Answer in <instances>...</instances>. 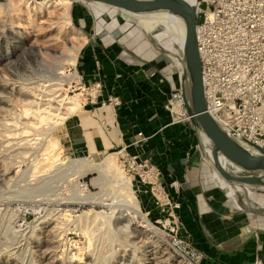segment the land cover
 Instances as JSON below:
<instances>
[{"label":"rangeland","instance_id":"374dc122","mask_svg":"<svg viewBox=\"0 0 264 264\" xmlns=\"http://www.w3.org/2000/svg\"><path fill=\"white\" fill-rule=\"evenodd\" d=\"M80 3L0 0V264H186L165 244L168 227L129 208L153 220L135 180L134 200L126 195L116 149L75 154L60 144L86 98Z\"/></svg>","mask_w":264,"mask_h":264},{"label":"crops","instance_id":"0c3cea01","mask_svg":"<svg viewBox=\"0 0 264 264\" xmlns=\"http://www.w3.org/2000/svg\"><path fill=\"white\" fill-rule=\"evenodd\" d=\"M165 15L83 0L73 8L86 37L76 59L78 76L85 85L99 82L101 89L94 101L82 102L60 144L75 154L126 147L155 163L178 207L161 206L141 186L142 208L151 221L201 251V264H252L255 256L264 262V185L227 182L203 154L201 134L190 119L171 122L165 103L180 84L174 53L183 43L177 25ZM159 24L163 30L151 32ZM110 96L119 102L103 103Z\"/></svg>","mask_w":264,"mask_h":264},{"label":"built area","instance_id":"2783aa9c","mask_svg":"<svg viewBox=\"0 0 264 264\" xmlns=\"http://www.w3.org/2000/svg\"><path fill=\"white\" fill-rule=\"evenodd\" d=\"M197 14L196 40L206 108L224 127L264 148V0H197ZM83 86L86 99L94 101L101 84ZM107 102L119 101L110 96L103 103ZM165 107L171 113V122L190 119L180 84L171 90ZM115 152L122 169L137 186L146 188L161 206L178 207L170 201L155 163L130 153L126 147ZM226 168L242 173L230 163ZM160 233L186 264H201L203 253L171 228ZM252 264L264 262L255 256Z\"/></svg>","mask_w":264,"mask_h":264},{"label":"water","instance_id":"95a60500","mask_svg":"<svg viewBox=\"0 0 264 264\" xmlns=\"http://www.w3.org/2000/svg\"><path fill=\"white\" fill-rule=\"evenodd\" d=\"M117 7L135 14L168 11L178 15L184 26V39L174 55L180 66V90L190 121L210 142L211 164L227 182L264 185V148L227 129L207 110L197 48V3L189 0H83ZM165 50V49H164ZM166 51V50H165ZM168 52V51H166ZM200 146L202 148V140ZM207 158V157H206ZM223 158L224 163H221ZM230 163L242 173L226 168Z\"/></svg>","mask_w":264,"mask_h":264},{"label":"bare ground","instance_id":"6f19581e","mask_svg":"<svg viewBox=\"0 0 264 264\" xmlns=\"http://www.w3.org/2000/svg\"><path fill=\"white\" fill-rule=\"evenodd\" d=\"M66 1V0H65ZM190 2L192 3H197V0H189ZM90 2V1H89ZM93 3H97V2H93ZM98 4H102V3H98ZM102 5H106V4H102ZM110 6V5H109ZM158 12H162V13H165L166 15L169 16V18L177 25L178 29H179V32L181 34V37H182V43H183V39H184V26H183V21L182 19L176 15V14H173L171 12H168V11H158ZM153 13H157V12H153ZM150 14V13H148ZM165 15V16H166ZM60 74V72H59ZM54 75H55V79H58V80H61V81H64L63 79H60L58 77V73L57 72H54ZM77 75H74L73 78H76ZM201 134V140H202V148L204 149V152L205 154L209 157L210 161H211V153H210V148H209V143L207 142V139H206V136L203 134V133H200ZM80 160V159H79ZM91 160V159H90ZM91 162V161H90ZM221 163L223 164L224 163V160L223 158L221 159ZM79 165V164H78ZM120 175L122 178H124V183H125V189H126V195L127 196H131L132 197V200H134V197L132 195H134V189L132 187V181H131V178L129 177H126L125 174L122 173V171H120ZM233 184H239L241 185L239 182L237 181H233L232 182ZM86 199V198H85ZM84 199V200H85ZM87 200V199H86ZM88 200H93L92 198H88ZM96 201V200H95ZM130 203V206L129 208L132 209V211L136 214H139V215H142L144 216L143 219L148 221V222H152L151 220H149L144 214H142L141 212V209H140V206L137 205L136 203H132V202H129Z\"/></svg>","mask_w":264,"mask_h":264},{"label":"trees","instance_id":"16d2710c","mask_svg":"<svg viewBox=\"0 0 264 264\" xmlns=\"http://www.w3.org/2000/svg\"><path fill=\"white\" fill-rule=\"evenodd\" d=\"M199 21V18L197 17V22Z\"/></svg>","mask_w":264,"mask_h":264}]
</instances>
